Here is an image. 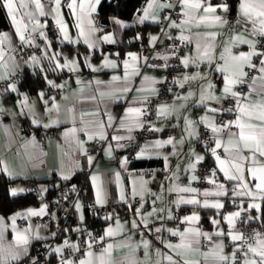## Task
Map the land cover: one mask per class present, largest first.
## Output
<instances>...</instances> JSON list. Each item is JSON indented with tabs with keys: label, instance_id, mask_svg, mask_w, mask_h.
<instances>
[{
	"label": "crops",
	"instance_id": "crops-1",
	"mask_svg": "<svg viewBox=\"0 0 264 264\" xmlns=\"http://www.w3.org/2000/svg\"><path fill=\"white\" fill-rule=\"evenodd\" d=\"M172 1L140 0L130 18L109 15L106 17L107 22H102L98 13L99 3L97 4L96 0H84L85 13L90 12V6H94L95 11L91 12L90 16H85L82 24L84 35H81L80 29L76 26V16L80 14L81 0H77L75 14L67 7L70 0H61L60 18L67 25L69 37L66 40L62 30L59 37L53 34L52 26L56 22L51 0H41L46 13L44 16L39 14L33 0H15L18 9L16 18L21 30L25 31L26 40L32 41L29 44L36 45L37 49L27 55L18 54L13 49L20 39L16 32V25L5 8L10 27L0 30V39H2L0 50L3 52V59L0 60V81H6V84L0 87V168L8 177L13 178L9 191L12 194L14 190L15 194L30 191L40 199L47 194L49 188L63 182L67 183V180L71 181V177H74L73 182H79L85 177L88 189L75 201L77 223L71 228L73 231L76 229V232L72 234L69 231L71 228H64L55 242L63 250L65 241L76 245L77 238L85 233L98 231L100 237H104L100 247L89 249L87 245L80 250L75 261L65 257L61 261H56L55 264L67 261L79 264V260L87 258L88 251L94 253L93 264H97L96 257L108 244L113 245L110 256H106L111 264H150L140 243L142 240L150 242L151 260L157 259L156 250H159L163 255L173 256L179 264H184V260L192 264L197 262L198 264H218L212 255L219 251L216 245L222 243L224 254L228 255L234 251L235 247L227 236L230 229L224 217L232 212L241 211V207L248 210L250 204L260 205L261 203V197L264 194L255 188V183L258 181L253 180L247 171V168L253 165L245 164V180L255 199L248 195L237 196L233 189L245 191L237 187L242 182L228 180L212 154L211 149L216 147L213 139L215 137L221 142V147L216 149V155L225 160L227 162L225 166L232 174H235L232 161L237 152L233 145L242 147V144L238 141L239 129L234 124L219 133L212 132L211 144L205 150L198 144L199 130L202 125L214 122L217 127H220L224 123L237 119L236 99L230 94L225 98L223 88L226 73L218 71V68L225 64V61L220 59L221 54L228 58L229 54L225 52L226 47L231 48L232 55L251 51L248 44L234 41L235 36L255 41L251 23L240 22L241 0H210L214 6L227 4L226 12L218 8L216 13L226 19L225 24H213L207 20L198 21L195 17L206 14L202 10L197 12L185 9L181 0L182 17L175 21L179 25L175 27V30L177 34H186L189 38L188 46L181 58L183 61L185 57H188L189 65L175 73L167 96L156 104L157 114L163 106L167 107V114L160 115L158 119L143 118L144 102L149 95L157 91L160 71L142 65L143 57L138 48H126L121 52L115 45L124 41L122 30L125 27L141 23L145 10L148 11L149 18L144 22L156 23L160 8L171 4ZM150 2L151 8L148 7ZM21 3L25 6L20 7ZM185 11H189V16L184 15ZM29 13L32 14L31 18ZM190 17L193 18L190 19ZM88 19L93 21L92 25L88 24ZM37 20L43 27H37L33 32L32 28ZM93 28L95 31L92 30ZM41 32L44 33L43 36L40 35ZM29 33L32 35L28 36ZM211 33L216 35L213 37ZM157 34L158 27L147 29L140 43H152L151 37H157ZM138 35L136 32L128 36L126 40L137 38L140 36ZM105 36H111L115 42L104 40ZM39 38H43V41ZM197 44L200 45L199 52L196 49ZM89 45L92 46L89 47ZM209 45H211V64L208 63L207 57L202 62L198 59L203 56L204 49ZM130 53L137 57L135 61L129 55ZM32 57L36 59L33 60ZM254 58L255 56L252 58V63ZM261 59H264V56H260ZM260 60L256 72L243 77V83L235 85L240 89L236 91L235 86L233 87V91L243 95L251 94L248 101L241 99V104L260 99L257 91L251 87L253 79L256 81V90L264 87V80L260 79L264 76V73L259 71ZM70 61L75 62L71 65L74 68L73 71L63 67ZM105 61L115 63L116 67L106 66ZM125 61L128 63L127 69H125ZM232 63L234 62L229 60V65ZM58 64L60 67L57 66ZM25 67L41 74L44 79V84L32 92L18 88L17 81L21 77L17 81L8 80L14 74L21 73L22 76ZM247 69L248 66H245L246 73ZM194 76L197 79H185V77ZM113 77H119V79L114 80ZM49 81L57 87H53ZM209 84L213 85L211 89L208 88ZM13 85L15 91L12 90ZM125 88L129 90L124 91ZM41 93H43L42 97ZM202 93L205 96L214 95L218 99H206L201 104ZM25 97H27L26 102ZM130 107L141 109V114L139 116L135 113L129 114L127 110ZM212 108L218 111H209ZM227 109L233 111L229 112ZM203 117L208 119L202 120ZM243 120L248 122L247 117ZM188 121L193 122L191 126L188 125ZM251 122L259 123L256 120ZM113 126H118L119 131L110 133L109 130ZM141 126L150 129L151 134L142 140L140 146L134 151L133 157L129 159L123 154L120 140L117 141L113 137L128 136ZM231 133H237V136L232 137ZM40 134L44 136V140L40 138ZM101 135L106 137L103 139V146L97 153H91L90 146ZM89 136H92V139H89ZM169 139L173 140V144L156 146L157 141L164 142ZM142 150L143 156L140 155ZM243 155H249V153L245 151ZM195 156L207 158L212 167L205 184L201 187L190 184L194 181L192 177L196 176L194 169L189 167L191 164H195V167L198 164ZM88 157L92 158L91 162ZM258 159L264 164V158L258 157ZM125 160L126 163H124ZM213 171H215L214 176ZM212 180L215 183L209 182ZM220 184L224 185L226 195L214 194L220 190L217 187ZM182 187L195 188L197 192L175 190ZM134 191L135 197H133ZM204 192L213 194L205 197ZM98 195L101 202H98ZM181 198L184 200L196 198L200 204L177 203ZM85 199H90L94 206L115 201L121 205V208L118 212L101 213L104 224L99 230H93L86 224L83 206ZM205 200L209 204L220 202L224 205L227 201L233 205L227 207L220 215L218 212L220 209L203 207ZM50 204V200L48 201L45 197L37 203L26 205L7 215L0 213V218H3V225H0V247L4 249L0 252V260L7 258V250L15 245L17 231L25 233L26 229H30L26 233L30 242L27 245V254L21 256L18 261H12L9 258V263L31 260L37 243L54 235L55 224L59 221V217L56 213L49 212ZM141 204H143L142 208ZM41 208H45L44 214L29 215V210L39 212ZM138 208L139 213H137ZM153 208L157 211L152 216H148ZM254 210L257 209L248 210L249 216L252 217ZM192 214L198 215L199 220L184 222V217ZM13 216L16 217L14 224L11 219ZM22 217L26 220L22 221ZM141 217L147 219V229L144 228ZM133 219L140 225L138 229L132 228ZM213 219L219 220V225H214ZM120 225H123L122 230ZM109 227L114 231L111 237L105 235ZM157 228L161 231L157 232ZM189 228L208 233L211 239L208 243L202 244L201 239L205 236L188 233ZM169 229L185 233L184 241L190 243L192 248L173 250L166 247L169 243L174 245L181 243L180 236L172 235ZM221 230L225 233L224 236L215 235ZM235 230L239 231V218L235 221ZM140 233L143 235L141 236ZM37 234L41 238H36ZM138 244L139 247H137ZM177 252L181 255H177ZM205 253L209 254L207 258ZM161 264H168V262L162 259Z\"/></svg>",
	"mask_w": 264,
	"mask_h": 264
},
{
	"label": "snow or ice",
	"instance_id": "snow-or-ice-1",
	"mask_svg": "<svg viewBox=\"0 0 264 264\" xmlns=\"http://www.w3.org/2000/svg\"><path fill=\"white\" fill-rule=\"evenodd\" d=\"M35 7L37 10H39V14L41 16L46 15V13L43 10V4L41 3V0H33ZM51 2L54 5L53 11L55 13V22L56 24L59 26V28L64 32V39H69L68 37V30H67V25L65 24V22L60 18V7H61V0H51ZM96 3H99V0H96ZM2 4L3 7L7 9L8 15L11 17L12 22L16 25V32L19 36V39L22 43L27 42V43H31L32 41L30 39L26 40V36H25V31L21 30V27L19 25V22L17 21L16 18V13L18 11L17 9V5L15 0H2ZM182 4L184 6L185 9L188 10H196L197 12H199L200 10H202L206 15L203 16H199V17H195L196 19H198V21L203 22L205 20L212 22L213 24H225L227 23L226 19L219 15L216 14L218 8L222 9L223 11H227L228 10V6L227 4H218V5H212L210 0H182ZM25 5L23 3L20 4V7H24ZM166 7H171V4L165 5ZM68 9L75 14L77 12V0H70V2L67 4ZM149 8L152 7V3L150 2L148 5ZM95 11V7L94 6H90V12L85 13V9H84V0H81V3L79 4V15L76 16L77 19V27L80 29V34L84 35V31H83V27L82 24L84 22V18L85 16H90L91 12ZM240 13H241V21L244 24L247 23H251L252 25V32L256 35H258L261 38H264V0H241V4H240ZM210 14V15H208ZM29 18H31V13L28 14ZM185 16H189V11H185L184 12ZM149 18V13L147 10L144 11V16L141 19V23L144 22L145 19ZM193 17H190V19ZM88 24L92 25L93 21L91 19H88ZM187 22V21H186ZM117 23H120L119 21H117ZM171 26L172 27H179V25L176 24L175 21L171 22ZM25 30L27 29V26L25 25ZM37 27H43V25H40L39 21H35V26L32 28V31L35 32ZM93 31H95V29H92ZM41 36L44 35L43 32L40 33ZM211 36H215L216 33H211ZM6 38V37H4ZM151 39L153 41H155L157 39V37H151ZM179 39L181 40H188L189 38L186 36L181 35L179 37ZM234 41H240L242 43H246L249 45V47L251 48V51L247 52V53H240L239 55H232L231 53V48L230 47H226L225 48V52H227L228 58L226 59L225 56L223 54H221L220 59L225 61L224 66H221L218 68V71L224 72L226 73L224 76V88H223V94L225 96V98L228 97V95L230 94L231 97L236 99V105L235 108L237 110V119L235 121H229L228 123H224L222 124V126L217 127L215 125L214 122H208L207 127H209L211 129V131L213 133H219L221 131H223V129L225 128H229L231 125H235L238 129H239V133H238V141L239 143L242 144V147H237L236 145H233L234 147H236V152L237 155L234 158V160L232 161V168L235 169V174H232L229 169L225 166L226 165V161L222 160L218 155H216V149L221 147V142L218 139H215V137H213V139L215 140V144L216 147L211 149L212 154L216 157V160L218 162V164L220 165V170L224 172L225 177L228 180H232V181H240L242 183H239L237 185L238 188H242L245 191H236V189H233V191L235 192V194L237 196H244V195H248V196H253V193L251 192V190L249 189V184L246 182L245 180V164L246 163H250L251 167L247 168V171L250 173L251 177L253 180L258 181L257 183H255V188L258 189L260 191L261 194H264V164L261 163L259 158H264V87H261L259 90L255 89V79H253L252 81V85L251 87L253 88L254 91H257V95L260 97V99L256 100V101H252V102H245L243 104H241V99H244L245 101L249 100L250 97V93L248 95H243L239 92L233 91V87L237 84L243 83V77H246L248 75V73H246L244 71V67L248 66L250 68L255 67L254 64H252V58L254 56H264V52H257L256 50V42H253L251 40H247L244 39L240 36H235ZM104 40L106 41H110V42H115L114 40H112L111 36H105ZM0 42H2V39H0ZM85 43H87V40H85ZM92 45H89V47H91ZM196 49L199 52L200 51V45L197 44L196 45ZM211 53V45L207 46L204 49L203 52V56L198 57V59L201 60V62L203 61V59L205 57L208 58V63L211 64L212 62V58L210 56ZM133 61H135L137 59V57L134 54H129ZM162 59H167V57H161ZM3 59V52L2 50H0V60ZM33 60L36 59V57H32ZM229 60H231L232 63L231 65H229ZM195 62V61H193ZM74 61H70L68 64L64 65L63 67H68L69 71H73L74 68L71 67L72 64H74ZM182 63L184 64L185 67H187L189 65V58L185 57L182 61ZM260 64L261 67L259 68V71L261 73H264V59L260 60ZM105 65L106 66H111V67H116L115 63L110 62V61H105ZM58 67H60V65H57ZM128 68V63L127 61H125V69ZM126 76H127V71H126ZM114 80H118L119 77H113ZM147 79V77L145 78ZM185 79H197V77H185ZM261 80H264V76L260 77ZM49 84H52L51 81H49ZM53 87H57V85L52 84ZM183 86V85H181ZM59 87H63V85H59ZM213 87V85L209 84L208 88L211 89ZM12 90L15 91V86H12ZM129 89L125 88L124 91H128ZM41 97L43 96V93L40 94ZM103 95V93H102ZM206 99H218L217 97H215L214 95L208 94L207 96H205L203 93L201 95L200 98V102L201 104L204 103V101ZM27 101V97H25V102ZM129 114L135 113L137 116H139L141 114V109L139 108H129L128 110ZM209 111L211 112H217L218 109L212 108L209 109ZM227 111L231 112L233 111L232 109H227ZM167 114V107L163 106L161 107L160 111H159V115H166ZM247 117L248 122H244L243 118ZM207 117H203L202 120H207ZM256 120L259 121V123H252L251 121ZM189 126H191V124L193 123L192 121H188L187 122ZM157 131H159V129H157ZM232 137L237 136V133H231ZM89 139H92V136H89ZM100 139H106V137H104L103 135L100 136ZM113 139L119 141L122 139H125L124 137L121 136H115L113 137ZM183 141H181L182 143ZM232 143L231 139H230V144ZM164 144H173V140L169 139L167 141L161 142V141H157L156 142V146L157 147H162ZM109 150H110V146H109ZM226 151L228 149H225ZM248 152L249 155H243L244 152ZM85 154H86V150H85ZM141 156L144 155L143 150L140 153ZM91 157H88L89 162H91ZM204 159V157L202 156H195V160L196 162H200ZM165 160H167V157H165ZM127 161L125 160L124 163H126ZM189 167L195 169V164H191L189 165ZM118 175V174H117ZM212 175H215V171L212 172ZM65 179H67L68 177H64ZM95 179V178H94ZM193 180H196L197 177L193 176L192 177ZM210 183H215L214 180L209 181ZM220 190L217 191L216 193H214L217 196H223L226 195L227 192L224 189V185L220 184L217 186ZM178 192H190V193H196L197 189L195 188H191V187H182V188H177L175 189ZM13 194H15V190L13 191ZM213 193H209V192H204L203 195L205 197L212 195ZM136 193L135 191L133 192V197H135ZM141 198L143 199V194H141ZM159 198V197H158ZM261 198H264V195H262ZM121 199H123V196H121ZM253 199H255V197L253 196ZM98 202H101L99 200V195H98ZM177 203H186V204H191V205H199L200 201L196 198H192V199H187L184 200L183 198H181L180 200L177 201ZM129 207H131V205H129ZM140 207H143V204L140 205ZM203 207H211L214 209H221L224 207V205L220 202H216V203H212L209 204V202L207 200L204 201L203 203ZM261 205L256 204V203H252L249 205V209H260ZM46 208V206H45ZM45 208H41L39 212L33 211V210H29V215H42L44 214ZM157 211V209L153 208V211L148 213V216H152L155 212ZM160 211H163V209H160ZM241 211H244V209L241 207ZM241 211H235L232 212L230 214H228L227 216L224 217V219L227 221L228 226L230 231L227 233V236L230 237V240L232 241V243L235 245L234 247V251L228 255V254H224V245L218 244L216 245V248L219 251L214 252L213 258L216 259L218 261V264H236V259H237V252L241 253V259H242V264H264V235H262L259 231L253 230V235L250 238H245V236L243 235V233L239 232L238 230H235V221L237 220V218L241 217ZM137 213H139V208L137 209ZM19 215V214H17ZM110 218V217H109ZM172 218V217H169ZM13 224L15 223V219L16 217L13 216L12 218ZM108 219V218H106ZM141 219L143 220V226L145 229L148 228V221L146 218L141 217ZM247 220H252L254 219L251 216H248L246 218ZM199 220V216L196 214H192L190 216H186L184 217V222H193V221H198ZM212 223L214 225H219L220 221L213 219ZM0 225H3V218H0ZM131 225L132 228L134 229H138L140 227V225L136 222L135 219H133L131 221ZM121 228V230L123 229V225L119 226ZM28 231H30V229H26L25 233H20L19 231H17L16 233V241H15V245L9 247V249L7 250V258H4L2 260H0V264H9V258L12 261H18L21 256L26 255L27 254V245L30 242V238L29 236L26 234ZM157 232H160L161 229L157 228L156 229ZM169 231L171 232L172 235H178L181 238V243L180 244H167L166 247H168L169 249H180V248H187V249H191L192 245L190 243H185L184 241V237H185V233L179 232L178 230H172L169 229ZM188 233H194L196 236H205L207 239H211V235H209L208 233H201L199 229H192L189 228L187 229ZM106 236H113L114 235V231L111 227H109L106 230L105 233ZM140 235L142 236L143 233H140ZM215 235L217 236H224L225 233L221 230V231H217L215 233ZM36 238H41L38 236H36ZM104 237H100V241H103ZM252 241V242H249ZM240 242V243H237ZM144 248V252H145V256L149 259L150 264H161V260H166L168 262V264H179L178 261L173 259V256L171 255H163L159 250H156V257L157 259L155 260H151L150 254H149V248H150V242L147 240H142L140 242ZM65 246H70L68 245V242L65 241ZM140 245L138 244L137 247H139ZM71 247H76V250H79L77 246H71ZM88 248L91 249L92 248V244L89 243L88 244ZM113 248L112 244H108L104 249L101 250V252L99 253V255L96 257L97 260V264H111V261L106 259V256H110L111 254V250ZM4 249L2 247H0V252H3ZM55 251L57 253H60L62 251L61 248H56ZM251 254V257H250ZM177 255H181V253L177 252ZM205 258L208 257V253H205ZM94 256V253L92 251H88L86 253V259H81L79 260V264H93V260L92 257ZM33 264H35V261H33ZM62 264H73L72 261H67V262H62ZM184 264H192V262L188 261V260H184ZM198 264V262H197Z\"/></svg>",
	"mask_w": 264,
	"mask_h": 264
},
{
	"label": "built area",
	"instance_id": "built-area-1",
	"mask_svg": "<svg viewBox=\"0 0 264 264\" xmlns=\"http://www.w3.org/2000/svg\"><path fill=\"white\" fill-rule=\"evenodd\" d=\"M171 5V7H166L163 5L158 12L157 39L152 43L142 46L139 49V53L143 57L142 65L153 67L160 71L157 91L149 95L144 102V119H158L161 117L156 112V104L167 96L173 83L175 73L184 67L181 58L188 46V40L179 39L181 35L186 36V34H177L175 27L171 26L172 21H178L182 17L181 0H173ZM52 31L55 36H60L61 29L57 24L52 26ZM29 35L32 34L29 33L28 36ZM254 35V42H256L257 52H263L264 38H261L256 34ZM39 40L43 41V38H39ZM13 49L16 53L22 55L31 54L37 50L36 45L26 42L22 43L21 41H18ZM161 57H167V59H162ZM259 60L260 56H255L252 63L255 65V67H248V75L254 74L256 72ZM20 77L21 73H18L10 76L8 80L17 81ZM5 84L6 81H0V87ZM239 89V86L234 87V90L236 91ZM118 131V126H113L109 130L110 133H115ZM150 134L151 130L145 126H141L133 130L130 135L124 137L125 139L119 141V143L122 145L123 154L127 158L131 159L134 155V151L140 146L142 140ZM40 138L42 140L45 139L42 134H40ZM211 140V129L205 124L202 125L200 127L198 136V144L200 148L203 150L208 148V146L211 144ZM103 144V139H96L90 146L89 151L91 153H97ZM211 169V164L207 158L198 162L194 169L197 179L193 182H190V184L196 185L198 187L203 186ZM86 188L87 182L86 178L84 177L79 182H75L70 186L62 187L61 189L57 190L51 196V198L47 197V200H50L51 203L49 212L56 213L59 217V221L55 224L54 235L47 239L41 240L37 244L31 260L24 262H12L9 264H33V261H35V264H55L56 261H61L65 257L75 261L78 257V252L83 250L89 243L92 244V248L100 247L102 245V241H100V233L98 231H93L79 236L76 240V245L68 243L70 246H64L60 253L55 251L56 248H59L55 242L56 238L59 236V233L64 228L71 227L77 223L75 201L78 197L82 196ZM83 206L84 208L88 209L93 208L97 214H101L106 211L118 212L120 208V204L115 201L108 202L102 206H94L90 199L83 200ZM248 216V210L244 209V211L241 212V217L239 218V232L243 233L245 238H250L253 235V230L259 231L261 233V229L256 223L246 219ZM21 220L25 221L26 218L22 217ZM201 242L202 244H206L209 242V239L203 237ZM71 246H77L79 250H76V247ZM236 264H242L241 253L239 252H237Z\"/></svg>",
	"mask_w": 264,
	"mask_h": 264
},
{
	"label": "trees",
	"instance_id": "trees-1",
	"mask_svg": "<svg viewBox=\"0 0 264 264\" xmlns=\"http://www.w3.org/2000/svg\"><path fill=\"white\" fill-rule=\"evenodd\" d=\"M140 0H100L98 4V13L102 18L103 16L115 15L123 18H130L136 10ZM10 27V20L6 13L5 8L3 7L2 0H0V30L7 29ZM158 27V23H150L143 22L137 23L134 25H129L122 30V38L123 42L115 45L119 47V51H123L126 48H138L140 49L142 46L147 43H140L144 36V33L147 29H156ZM138 33L139 37H134L130 40H126V38L130 35ZM69 49V46H68ZM44 84V79L41 74L35 73L28 68H24L22 72L21 78L17 81V86L19 89H25L29 92L36 90L38 87H41ZM13 178L8 177L0 168V213L7 215L12 211H15L19 208H22L26 205L37 203L41 199L45 197H51L57 190L62 187L70 186L75 182H71L67 180L59 184L58 186L49 188L47 194L43 198H38L36 195L30 191H26L23 193L12 194L9 191V186L12 183ZM88 188L83 192L82 195L86 193ZM233 204L230 202H225L224 207L220 209L218 212L220 215L227 207H231ZM261 207L258 210L253 211L251 221L256 223L260 229L261 234L264 235V198L261 199L260 203ZM121 208V205H120ZM119 208V210H120ZM86 213V224L91 226L93 230H99L101 226L104 224V220L101 218V214L95 213L94 209L85 208ZM72 227V226H71ZM69 227V228H71ZM72 230V231H71ZM72 234L76 232V229L73 231L71 228L69 230ZM40 242V241H39ZM38 242V243H39ZM37 243V244H38Z\"/></svg>",
	"mask_w": 264,
	"mask_h": 264
},
{
	"label": "water",
	"instance_id": "water-1",
	"mask_svg": "<svg viewBox=\"0 0 264 264\" xmlns=\"http://www.w3.org/2000/svg\"><path fill=\"white\" fill-rule=\"evenodd\" d=\"M102 22H107L106 16H103L101 19ZM71 181H74V177H71Z\"/></svg>",
	"mask_w": 264,
	"mask_h": 264
}]
</instances>
